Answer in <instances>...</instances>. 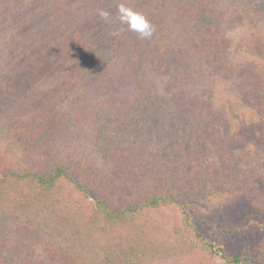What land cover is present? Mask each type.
<instances>
[{
	"label": "rangeland",
	"instance_id": "rangeland-1",
	"mask_svg": "<svg viewBox=\"0 0 264 264\" xmlns=\"http://www.w3.org/2000/svg\"><path fill=\"white\" fill-rule=\"evenodd\" d=\"M127 2L154 25L150 39L120 24L118 0H0V161L63 162L69 171L81 168L92 185L81 219L54 215L47 202L0 215V252L6 242L12 248L0 264H62L67 254L79 264H183L170 238L153 227L84 224H98L89 213L101 193L117 204L158 190L201 201L168 180L174 167L193 159L202 166L214 157L218 168L240 171L243 191L264 203V151L252 137H235L240 125L231 104L248 89L245 75H264V0ZM101 8L111 22L97 15ZM196 152L201 156L191 157ZM192 184L202 192L207 182ZM210 204L197 206L205 212ZM238 216L257 220L241 213L224 220L236 226ZM255 225L228 237L205 233L254 261L264 237L263 225ZM136 228L143 233L131 236ZM127 254L133 255L125 262Z\"/></svg>",
	"mask_w": 264,
	"mask_h": 264
},
{
	"label": "trees",
	"instance_id": "trees-1",
	"mask_svg": "<svg viewBox=\"0 0 264 264\" xmlns=\"http://www.w3.org/2000/svg\"><path fill=\"white\" fill-rule=\"evenodd\" d=\"M203 42L205 44L207 40ZM206 46L209 52L214 51L213 42H209ZM244 78L247 91L231 102L235 108L232 116L236 118L237 125H240L235 137H238L240 141L245 137H252L258 149L264 151V75L254 77L251 74L249 77L245 75ZM172 110L174 111L175 107ZM208 113V117L211 118L213 112ZM232 124V122L226 124L228 125L227 133ZM185 151L190 159L189 146ZM194 156H201V154L196 152L191 155V157ZM193 160V163L184 165L187 166L186 168L174 167L168 180L170 183L173 180L174 186L184 193L189 189L195 191L198 198H203L201 201L185 199L182 194L176 196L173 191L165 193L158 190L145 199L117 204L101 193L92 206L94 213L88 212L90 215H98L95 216L98 224H95L94 219H90L84 226L100 230L105 227L104 222L129 220L132 221L133 226L135 223L138 227H153L162 237L170 238L169 245H173L172 248L177 252L176 260L184 261L183 264H211L209 260L216 257L222 260L221 264H264V237L257 245L261 253L255 256L253 261L247 255H241L240 252L230 253L224 247L216 245L208 240L205 233L208 229L228 237L233 232L256 227L255 224L264 227V203L243 191L245 183L240 171L234 169L226 171L224 168H218V162L214 157L202 166H198L197 159ZM75 172L69 171L63 162L32 165L19 160L12 161L10 164L0 161V215L19 208L28 212L39 207L42 202H47L46 205L51 207L54 215L58 213V216H63L64 212H68L71 216H78L81 219L78 210L83 209L85 204L83 199L88 196L92 185L84 178L81 168ZM199 181L208 184H202L204 187L202 192L197 190L199 184H192ZM175 182L181 185V188L175 185ZM182 184H192L191 187L195 190ZM207 200L215 207L212 205L213 208L205 212L203 207L202 211H199L200 206L197 204L201 205ZM189 203L194 204L195 207H191ZM5 206H12V208ZM190 208L195 211H191ZM238 213L251 214L257 220L248 217L244 222L238 216L236 226L224 220L225 215L229 214L233 219V216ZM220 215L221 220L228 222L224 227L218 225ZM64 218L69 221L67 217ZM134 231L143 233L142 228H136L130 231L131 236H134ZM30 232L27 230L28 236L32 235L29 234ZM0 235L6 239V234ZM10 246L11 244L6 242L4 252H0V262H4L2 255L12 249ZM132 255L127 254L125 262L131 260ZM62 264L79 263L76 258L67 254Z\"/></svg>",
	"mask_w": 264,
	"mask_h": 264
},
{
	"label": "clouds",
	"instance_id": "clouds-1",
	"mask_svg": "<svg viewBox=\"0 0 264 264\" xmlns=\"http://www.w3.org/2000/svg\"><path fill=\"white\" fill-rule=\"evenodd\" d=\"M116 13L121 25H125L127 30L136 33L141 39H150L155 31L154 25L147 16L134 7L130 6L127 0H118ZM97 15L105 22H111V13L107 9H98ZM114 32L113 35H118Z\"/></svg>",
	"mask_w": 264,
	"mask_h": 264
}]
</instances>
